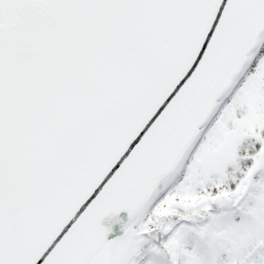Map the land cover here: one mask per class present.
<instances>
[{
  "label": "snow or ice",
  "instance_id": "snow-or-ice-1",
  "mask_svg": "<svg viewBox=\"0 0 264 264\" xmlns=\"http://www.w3.org/2000/svg\"><path fill=\"white\" fill-rule=\"evenodd\" d=\"M0 264H264V0H0Z\"/></svg>",
  "mask_w": 264,
  "mask_h": 264
}]
</instances>
